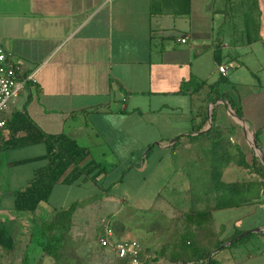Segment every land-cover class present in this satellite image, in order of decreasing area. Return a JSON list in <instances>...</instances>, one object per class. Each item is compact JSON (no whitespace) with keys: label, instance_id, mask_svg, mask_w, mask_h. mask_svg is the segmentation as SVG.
<instances>
[{"label":"crops","instance_id":"crops-1","mask_svg":"<svg viewBox=\"0 0 264 264\" xmlns=\"http://www.w3.org/2000/svg\"><path fill=\"white\" fill-rule=\"evenodd\" d=\"M0 43L19 78L32 76L8 121L26 115L44 133L75 140L88 151L80 165L97 177L68 182L71 165L36 214H7L6 198L14 208L15 193L49 163L44 142L11 146L19 127L13 121L0 142V225L16 217L28 229L57 208L108 193L98 182L111 184L108 179L131 167L126 177L145 183L181 147L189 154L170 171H192L204 183L211 196L196 202L204 209L214 208L217 192L225 193L214 181L215 148L222 162L218 177L234 183L231 191L244 195L258 184L263 194L252 158L264 154V0H0ZM221 79L220 92L235 100L242 116L227 99L210 101L209 86ZM244 159L251 168L241 165ZM187 181L186 192L206 193ZM259 201L255 196L245 203ZM94 206L79 207L75 216ZM212 215L211 225L221 231ZM258 226L264 232V224Z\"/></svg>","mask_w":264,"mask_h":264},{"label":"rangeland","instance_id":"rangeland-1","mask_svg":"<svg viewBox=\"0 0 264 264\" xmlns=\"http://www.w3.org/2000/svg\"><path fill=\"white\" fill-rule=\"evenodd\" d=\"M188 154L184 148H178L172 154L171 159L165 160L164 166L166 169L161 170L160 168V170L155 171L145 183H142L140 178L125 177L111 189L115 195H109L108 198L104 196L103 199L98 196L96 202L92 199L96 198L97 195L88 198L95 206L78 211L74 220L73 233L78 239L79 249H84V254L88 255L90 264H116L117 258L110 255V250L102 248L98 244L97 233L100 232L98 228L100 220L107 216L124 224L123 230L115 232L117 238L135 239L147 253H150L151 257L145 262L146 264H173L169 257L177 255L176 249L168 248L164 251V256L158 258H156L155 252L163 244L173 240H182V238L189 235L192 236L193 240L190 250L199 251L196 255L198 258L203 256L206 250L212 249L211 256L215 253L214 258L218 261L217 264H264V232H251L255 228H260L259 224H264V192L259 194L261 188L258 184L253 183L254 185H252L247 182L249 183L248 186L251 184L247 194L236 193L235 198L242 202L241 199L243 200L245 197L248 199L257 196L260 198L259 202L240 203L238 205L240 207L236 210H223V208L215 210L213 207L207 206L213 208L215 223L216 225H222L221 231H217L214 225H211L212 227L208 229L207 233L205 232L206 228L203 229L196 225H191L189 230L181 229L180 224L183 222L180 218L181 213H185L192 208H203V205L201 206L200 203L196 202L202 195L203 198L207 199L211 196L208 189L203 188L204 183L203 185L202 183L198 184L200 182L199 178L195 180L197 190L206 191V193L192 192L193 187H195L193 185L192 191L186 192V188L182 183L185 179L188 180L187 182L193 181L195 177L192 171L185 174L178 172L175 175L171 173V167L176 166L177 162L184 159ZM197 174L200 175V173ZM120 175L119 172L115 175L116 177L108 179V181L112 182L118 179ZM245 177L242 171L238 178L242 181ZM202 178H205V176ZM246 180L248 181L247 178ZM109 185L102 186L107 187ZM6 199L8 200L5 201V206L8 207L5 208V212L13 216L15 210L12 205L10 206L11 203L9 204L10 198ZM80 199L82 200V198ZM27 215L31 214L27 213ZM11 218V221H7V223L11 232L18 238L19 247L12 253L0 251V264H23V253L31 249L30 231L25 225L20 227L21 224L19 223L21 222L15 221V219L17 220L16 217ZM191 227L192 229H190ZM235 230H238L239 234L232 239L246 231H249L248 233H251V236L232 245L226 244L232 240H227L230 237L229 233L228 236L226 235L227 232L232 233ZM37 241L38 237L36 236L33 247L29 251L30 257L34 258L33 264L37 263V257L41 254ZM148 244L151 245V248H148ZM52 263V260L48 257L43 262V264Z\"/></svg>","mask_w":264,"mask_h":264},{"label":"trees","instance_id":"trees-1","mask_svg":"<svg viewBox=\"0 0 264 264\" xmlns=\"http://www.w3.org/2000/svg\"><path fill=\"white\" fill-rule=\"evenodd\" d=\"M222 82L223 80L221 79L217 84L209 86L211 90L209 95L210 101L215 102L218 98L227 99L229 100V103L232 105L236 113L242 116V112L236 105L235 100L227 93L220 92L219 87ZM15 116L20 120L17 121L16 118H13L11 119V122L8 121L7 125L10 126L13 121L19 122V127L16 129V131H24L25 135L17 139L16 137H14V135L17 134V132H15L10 139L11 146L44 142L47 148V154L45 157L49 160L47 166L36 171L34 178L31 180L27 187L18 190L15 193V216L20 217L21 215L26 213L36 214L40 205L49 201L53 187L66 173V171L71 165H75V168L73 170L72 176L69 175L65 178V180H67L68 182H74L81 175L84 174L93 181L97 179V177L92 176V174H90L89 170L87 169V166L80 165V163L83 162L88 156V151L86 150V148L80 146L75 140L70 139L65 135H50L44 133L40 128L34 125L26 115L17 114ZM212 131L214 132L213 129H211L210 132ZM1 142H3V135L1 137ZM218 150L220 151V149L215 148L213 151L214 162L211 163V165L214 169L215 184H221L222 190H224L225 193L222 194L220 192H217L216 204L214 208L223 206H238L241 202L240 200L235 198L236 192L231 191L235 187L234 183H224L221 181V178L218 177V170L221 167L220 165L222 164V162L219 160L221 156H219ZM252 161H254V163L257 165L255 169L262 178L260 184L264 188V164L261 162L260 158L256 156H253ZM241 165L249 168H251L252 166L251 163L245 161V159L241 163ZM132 168L133 167H131L130 169L123 170L122 175L118 179L113 180L111 184L107 187L102 186L103 184H100L98 182V186L103 191H106L108 193L96 194V198H93L92 200H96L98 196H100V198H103L105 194L113 195L111 191L113 186L118 183V181H122ZM193 181L195 182V179H193ZM227 190H229L228 193ZM243 201L245 202L247 201V199L244 198ZM89 202L91 201L88 198L85 200L73 201L65 207L57 208L55 212L51 215V217L42 221L41 223H38L37 221L32 222L33 225L28 227V231H30L31 235V249L33 247L35 237L37 236V245L41 253L37 257L38 261L36 264H43L45 258L47 257L52 260V264H90V260L87 257L88 255L84 254V249H79V245L77 243L78 239L73 233L74 216L76 211L79 207H83L86 204H89ZM180 218L183 221L181 222L183 223L185 230H189V227L191 225H196L197 227H201L204 229L206 228V226L211 225V222L213 221L212 209L192 208L191 210L185 213H181ZM22 226L23 225H20V227ZM113 226L115 232H117V230L124 229V224L118 220H113ZM98 228L101 232V224ZM190 229H192V227ZM100 232L97 233L98 238ZM237 234H239V232H236L227 240L232 239ZM249 236H251V233L243 235L229 244L232 245L235 242H241V240ZM98 244L101 246L99 240ZM192 244L193 240L191 235L185 236L184 238H182V240L180 239L179 241H169L166 244H163L162 247L155 252L156 258L164 256V251H166L168 248H174L177 250V255L169 257L173 264L218 263V261L214 258V255L211 256L213 252L212 249L206 250L204 255L198 258L196 255L199 253V251L190 250ZM18 247L19 240L11 232L8 223L5 222L1 224L0 251L12 253L15 252ZM101 247L105 248L104 246ZM29 251H25L22 255L23 264H33L34 258L30 257ZM111 256L117 258L113 255ZM116 264H127V260L117 258Z\"/></svg>","mask_w":264,"mask_h":264},{"label":"built area","instance_id":"built-area-1","mask_svg":"<svg viewBox=\"0 0 264 264\" xmlns=\"http://www.w3.org/2000/svg\"><path fill=\"white\" fill-rule=\"evenodd\" d=\"M181 40L186 42L187 39L182 38ZM18 69V65L11 61L10 53L0 43V142L8 123L7 112L23 90L27 79L32 77L20 79ZM219 70L225 72L227 66L220 65ZM100 224L102 231L98 240L101 246L110 250L111 255L127 260V264H146L145 262L151 255L137 240L117 238L110 217H103Z\"/></svg>","mask_w":264,"mask_h":264},{"label":"water","instance_id":"water-1","mask_svg":"<svg viewBox=\"0 0 264 264\" xmlns=\"http://www.w3.org/2000/svg\"><path fill=\"white\" fill-rule=\"evenodd\" d=\"M234 115H236V114H234ZM255 147L258 148L257 144H255ZM259 156L261 158L262 163L264 164V154L263 153H260ZM253 231H260V229L255 228V229L251 230V232H253ZM248 232L249 231H246V232L242 233V235L236 237L235 239H232V240L228 241L226 244H229V243L235 241L236 239L240 238L241 236L246 235Z\"/></svg>","mask_w":264,"mask_h":264}]
</instances>
